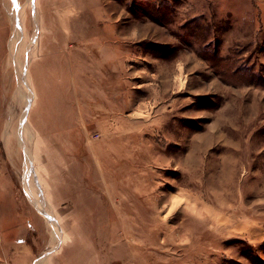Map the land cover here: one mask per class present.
I'll return each mask as SVG.
<instances>
[{"label": "rangeland", "instance_id": "374dc122", "mask_svg": "<svg viewBox=\"0 0 264 264\" xmlns=\"http://www.w3.org/2000/svg\"><path fill=\"white\" fill-rule=\"evenodd\" d=\"M0 24L30 264H264V0H0Z\"/></svg>", "mask_w": 264, "mask_h": 264}, {"label": "crops", "instance_id": "0c3cea01", "mask_svg": "<svg viewBox=\"0 0 264 264\" xmlns=\"http://www.w3.org/2000/svg\"><path fill=\"white\" fill-rule=\"evenodd\" d=\"M2 26L7 24H0V31L4 30ZM4 131L0 125V264H30L38 255V247L29 246L24 238L27 231L23 229L34 227L31 221L35 207L30 203L34 185L29 179L26 184H21L17 171H12L16 147L12 140L5 138ZM37 185L45 190L40 181Z\"/></svg>", "mask_w": 264, "mask_h": 264}, {"label": "built area", "instance_id": "2783aa9c", "mask_svg": "<svg viewBox=\"0 0 264 264\" xmlns=\"http://www.w3.org/2000/svg\"><path fill=\"white\" fill-rule=\"evenodd\" d=\"M0 177H1V172H0Z\"/></svg>", "mask_w": 264, "mask_h": 264}]
</instances>
